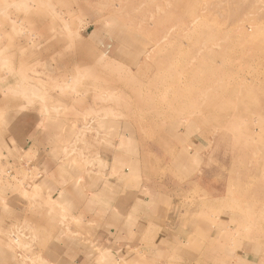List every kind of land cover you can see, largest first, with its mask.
Wrapping results in <instances>:
<instances>
[{
	"label": "rangeland",
	"instance_id": "374dc122",
	"mask_svg": "<svg viewBox=\"0 0 264 264\" xmlns=\"http://www.w3.org/2000/svg\"><path fill=\"white\" fill-rule=\"evenodd\" d=\"M22 128L70 179L127 160L144 238L81 233ZM65 237L79 264H264V0H0V264H53Z\"/></svg>",
	"mask_w": 264,
	"mask_h": 264
},
{
	"label": "crops",
	"instance_id": "0c3cea01",
	"mask_svg": "<svg viewBox=\"0 0 264 264\" xmlns=\"http://www.w3.org/2000/svg\"><path fill=\"white\" fill-rule=\"evenodd\" d=\"M19 131L15 132V149L33 158L32 162H36L43 172L37 185L40 195L59 198L68 215L74 218L80 217L83 226L81 233L89 235V240H96L97 243H101L103 249H110L105 246V242L111 238L123 241L144 238L146 227L153 223L154 219L151 197L148 194L143 196L139 191L127 190L128 185H125V181L129 179L115 172L118 166L124 163L127 166V160L120 159L119 154L115 153L101 170L88 171L92 175L90 178H85V174H82L81 180L70 179L71 175L67 176L61 165L60 168L58 165L50 166L53 158L49 157L48 153L56 145L52 135L33 128L25 132L22 128ZM114 167L116 168L113 169ZM123 173H127V169ZM26 204L31 207L26 201L22 204L21 213L15 208L8 210L10 215L8 219L29 220V216L24 211L28 210ZM134 233L135 236L132 235ZM60 241L64 243L57 248L47 249L46 259L53 264H79L83 256L81 247L76 242H69L66 237ZM193 251V249L186 250L189 260L195 255Z\"/></svg>",
	"mask_w": 264,
	"mask_h": 264
}]
</instances>
